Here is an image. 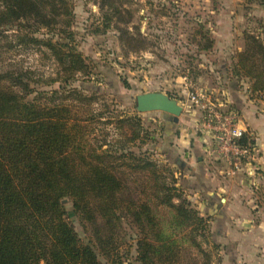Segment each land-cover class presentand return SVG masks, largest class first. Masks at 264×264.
Masks as SVG:
<instances>
[{"label":"trees","instance_id":"16d2710c","mask_svg":"<svg viewBox=\"0 0 264 264\" xmlns=\"http://www.w3.org/2000/svg\"><path fill=\"white\" fill-rule=\"evenodd\" d=\"M246 1L264 6V0ZM121 6L102 0L105 25ZM70 15L69 0H0V42L37 51L53 62L47 76L0 65V264H126L131 245L137 264H179L180 251L171 239L177 234L198 246L200 264H221L220 254L215 263L211 259L209 248L218 244L211 240L209 217L183 196L168 167L146 150H133V143L143 140L140 128L115 109L104 108L108 115L100 119L105 113L96 105V93L73 85L91 66L74 43ZM198 32L205 40L198 46L211 47V40ZM243 41L232 76L248 80L250 93L264 101V25L244 31ZM53 83L57 88L37 87ZM98 124L133 129L100 143ZM247 140L253 142L245 133L241 142ZM139 173L149 181L140 182ZM66 200L80 224L89 227L87 240L68 219ZM153 204L172 208L178 222L172 231L160 223ZM124 217L135 237L120 253L121 223L114 220Z\"/></svg>","mask_w":264,"mask_h":264},{"label":"rangeland","instance_id":"374dc122","mask_svg":"<svg viewBox=\"0 0 264 264\" xmlns=\"http://www.w3.org/2000/svg\"><path fill=\"white\" fill-rule=\"evenodd\" d=\"M194 1L197 3L195 4ZM202 1L115 0L122 4L120 14L110 13L114 16L113 20L105 25L101 10L102 0H69L74 43L91 66L90 73L86 76H78L73 85L82 87L88 91L87 93H96L100 99L96 105L105 113L100 119L106 120L105 115H108V112L104 108H109L111 112L115 109V112L126 114L127 121H134L135 125L140 128L144 141H135L133 150L136 152L146 150L151 153L156 162L168 167L167 169L173 172L176 179L175 186L182 190L183 196L193 206L195 205L189 193L190 186L179 180L178 175L180 170L178 163L182 159L178 127L187 125L190 118L198 123L193 112L195 111L197 116L198 113L196 108L186 100V90L188 85L192 84L194 87L211 92L213 98L223 101L221 99L227 96V78L232 76L231 66L234 63L232 58L237 54H231L224 49L217 48V44L214 45L217 36L209 28L211 25L209 24L211 22L209 12L204 8L206 6ZM251 8L247 7L245 11L249 12ZM262 11L260 18H257L260 20L253 22L249 19L243 22V26L249 31L259 29L264 25V10ZM198 30H201V33L211 40V47L200 48L198 46L200 42L205 43ZM11 31L7 30L5 33ZM8 45L3 41L0 42L1 66L11 64L16 67H28L44 76L52 73L53 62L42 57L37 51ZM37 85L41 90H49L58 86L57 83ZM238 85L240 92L254 99V105L258 108L262 105L264 110V103L258 102L256 100L258 97L248 90V80H238ZM155 91L175 98L183 106L182 113L174 116L160 110L137 111L135 109L136 95ZM223 104L222 106L226 108ZM261 113L264 114V111ZM175 117L177 120H174ZM132 129L133 127L129 124L123 128L116 127V124L114 126L98 124V140L100 143L103 140H106V143L114 141L119 139L123 133L130 135ZM219 161L222 163L221 160ZM139 181L147 183L149 179L143 173H139ZM173 201L177 202L178 199L174 197ZM153 206L160 223L165 225L167 231H172L174 223H178L172 208L165 204H153ZM65 209L68 219L79 236L87 240L90 237L89 227L87 223L85 227L88 229L80 224L69 200L65 201ZM116 210V215L119 216L120 212H124L121 206L116 207ZM119 219L118 222L115 219L114 223H121V230L118 224L116 229L122 237L120 241L124 242L119 250L123 253L122 251L127 248L128 244H133L135 229L127 224L129 220L125 217ZM99 220L98 217L97 221ZM209 226L211 231L212 223H209ZM171 237L175 248L180 251L179 264H200L202 255L198 246L192 244V240L181 234ZM196 240L203 242L200 237ZM211 240L214 242L212 232ZM217 244V249L209 248L213 253L211 259L214 263L218 260V254L222 249L221 244ZM207 246V244H202V247ZM128 248L130 252L127 253L126 264H137L135 246L131 245ZM160 248L165 250V248ZM100 259L104 261L103 257Z\"/></svg>","mask_w":264,"mask_h":264},{"label":"crops","instance_id":"0c3cea01","mask_svg":"<svg viewBox=\"0 0 264 264\" xmlns=\"http://www.w3.org/2000/svg\"><path fill=\"white\" fill-rule=\"evenodd\" d=\"M202 2L209 12V28L217 36L214 45L231 54L243 50V32L249 31L243 22L260 20L257 18L264 6L246 0ZM247 7H252L249 12L245 11ZM232 59L235 62L236 56ZM227 79V99L224 97L221 102L226 108L233 106L238 110L242 126L253 134L259 148L257 186L253 188L248 183L246 164L233 168V176L222 173L226 164L213 152L209 136L199 130L193 118L178 127L182 154L178 175L179 180L190 186V196L200 214L208 216L212 223V239L222 248L221 264H264V114L261 113L264 110L240 92L238 80L233 76ZM256 100L264 103L260 98ZM196 111L198 116L194 111V118L199 121L200 113Z\"/></svg>","mask_w":264,"mask_h":264},{"label":"built area","instance_id":"2783aa9c","mask_svg":"<svg viewBox=\"0 0 264 264\" xmlns=\"http://www.w3.org/2000/svg\"><path fill=\"white\" fill-rule=\"evenodd\" d=\"M186 100L200 113L198 128L209 136L213 152L223 160L227 168L222 173L233 176L235 170L243 164L249 168L248 183L257 186V159L259 148L253 134L241 123L239 113L234 108H224L219 99L213 98L211 92L189 84ZM249 134L253 142L242 143L244 134Z\"/></svg>","mask_w":264,"mask_h":264},{"label":"water","instance_id":"95a60500","mask_svg":"<svg viewBox=\"0 0 264 264\" xmlns=\"http://www.w3.org/2000/svg\"><path fill=\"white\" fill-rule=\"evenodd\" d=\"M135 99V109L139 112L160 110L178 116L183 110V106L175 98L163 92H145L137 94Z\"/></svg>","mask_w":264,"mask_h":264}]
</instances>
